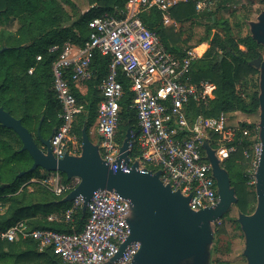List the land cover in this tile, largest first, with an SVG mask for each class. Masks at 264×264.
I'll list each match as a JSON object with an SVG mask.
<instances>
[{
	"label": "built area",
	"instance_id": "built-area-1",
	"mask_svg": "<svg viewBox=\"0 0 264 264\" xmlns=\"http://www.w3.org/2000/svg\"><path fill=\"white\" fill-rule=\"evenodd\" d=\"M219 0H127L123 8L114 7L110 12L90 19L89 35L82 46L71 42L61 48L53 46L48 53L58 52L51 64L52 90L61 107V125L53 131L50 146L53 156L62 159L65 155L80 154L73 133L75 117L84 112L69 85L88 82L93 77L92 64L99 55L108 59L107 75L98 89L101 100L97 106L94 131L97 136L100 158L115 172H127L134 162L137 170L152 173L159 171V180L189 197L188 207L198 212L214 208L218 201L217 188L212 176L210 162L203 144L213 151L220 166L241 150L250 158L249 177L254 183V174L261 153L258 126L240 129L237 119L229 124V115L240 112H221L217 116L197 113L200 107L207 108L214 99L215 83L208 80L195 81L192 65L199 60L197 50L184 48L182 54L170 52L160 36L148 29L141 15L151 10L158 11L164 27L175 22L170 10L175 6L193 3L197 14L210 12ZM41 56L36 57L40 61ZM33 68L28 70L31 74ZM129 83L133 95L131 108L136 112L138 133H130L129 154L136 147L139 156L128 164H117L119 148L116 141L119 124L120 101L124 89L118 78ZM69 77V78H68ZM243 139L251 145L243 144ZM34 182V180H31ZM36 181V180H35ZM55 196L71 191L79 182L73 178L63 183L59 173L37 180ZM61 217L49 220L70 222L73 214L82 209V199L76 198ZM87 218L79 233H58L47 229H32L19 221L3 232L0 240L17 242L32 240L38 252L46 250L66 264H132L139 250V243L127 245L114 260L121 244L129 235L127 220L130 202L119 194L107 191L95 192L86 207Z\"/></svg>",
	"mask_w": 264,
	"mask_h": 264
},
{
	"label": "trees",
	"instance_id": "trees-1",
	"mask_svg": "<svg viewBox=\"0 0 264 264\" xmlns=\"http://www.w3.org/2000/svg\"><path fill=\"white\" fill-rule=\"evenodd\" d=\"M231 1L219 0L212 11L200 14L195 12L193 3L180 4L170 10V15L177 23L191 20H205L209 23L208 35L197 50L199 57H202L192 65V75L194 78L195 67L201 64L206 70L203 80L215 83L216 91L208 107L198 108L197 113L213 117L221 112H240L246 116L238 122L240 129L254 130L257 123H253L249 117L259 109V91L255 79L258 71L250 63L261 57L262 47L251 37L234 41L231 38L223 39L213 31L216 11ZM126 2L127 0H87L89 9L80 13L71 0H0L1 20L16 22L13 31L0 30V49L6 48L0 53V108L20 120L35 142H38L36 133L39 124L41 136L47 138L62 122L59 117L61 107L52 90L51 73V64L58 52L48 53V49L53 46L61 48L67 42L82 46L89 35L88 21L104 12H110L114 7L123 8ZM141 19L148 29L158 33L167 50L182 54L184 48L181 46L180 33L175 32L172 27H164L158 11L144 13ZM221 26L228 30L226 22L221 23ZM240 45H243V49ZM217 50L224 56L218 55ZM39 55L41 60L37 62L36 57ZM30 68H33L31 74L28 73ZM92 69L93 77L88 82L72 84L68 77L76 101L84 106V112L73 121V133L79 150L82 130L85 129L89 137L95 125L97 106L101 100L98 86L107 75L108 59L96 55ZM118 80L124 89L116 135V141L121 146L127 130L136 134L139 130L136 112L131 108L133 95L128 90L129 83L122 76ZM194 80L197 81V78ZM0 129L13 135L17 143L15 148L6 141L0 142V232L19 221L26 222L32 229L68 234L81 232L87 218V213H82V210H77L68 223L48 219L52 216L61 217L71 207V202H62L70 191L62 196H55L37 182L55 173L46 172L44 175L41 169L28 172L33 161L27 152L20 151L22 144L18 136L1 126ZM243 144L251 145L246 139H243ZM129 156L132 160L138 158L136 147ZM222 167L227 171L235 190L237 210L249 215L256 204L255 191H249L246 186L252 182L248 172L250 158H245L239 150ZM22 172L24 174L18 176ZM59 175L63 183L70 182L64 174ZM35 182L39 185L31 192L23 190L25 184ZM217 233L220 234L221 231L218 230ZM0 264L66 263L50 250L38 252L36 243L32 240H0Z\"/></svg>",
	"mask_w": 264,
	"mask_h": 264
},
{
	"label": "water",
	"instance_id": "water-1",
	"mask_svg": "<svg viewBox=\"0 0 264 264\" xmlns=\"http://www.w3.org/2000/svg\"><path fill=\"white\" fill-rule=\"evenodd\" d=\"M251 32L252 39L264 48V12L259 15L258 22L251 25ZM5 49L1 48L0 53ZM250 65L260 71L257 126L261 153L254 174L256 208L249 215L239 213L237 221L245 237L243 255L247 264H264V61L258 58ZM0 126L13 131L21 141L20 151L31 157L33 163L28 172L41 169L64 174L67 180H79L62 202H72L80 197L82 213H86L87 204L97 191L114 192L130 202L129 235L114 260L127 245L138 242L140 247L132 264H207L208 247L213 238L211 224L220 220L237 202L227 171L206 143L203 148L211 165L219 201L214 208L194 212L188 207L189 197L162 184L159 171L140 172L137 170L139 164L134 162L127 172L121 169L113 172L100 158L98 144L90 141L85 129L82 130L80 154L56 159L50 146L53 132L43 138L39 132L40 124L36 133L38 142H35L20 120L0 108ZM130 133L131 130H127L119 148L117 164L129 162Z\"/></svg>",
	"mask_w": 264,
	"mask_h": 264
},
{
	"label": "rangeland",
	"instance_id": "rangeland-1",
	"mask_svg": "<svg viewBox=\"0 0 264 264\" xmlns=\"http://www.w3.org/2000/svg\"><path fill=\"white\" fill-rule=\"evenodd\" d=\"M71 1L76 5L80 13H85L89 9L87 0ZM262 12H264V0H232L226 6L216 11L214 16L216 24L213 27V31L217 32L219 37L223 39L231 38L234 39V41H240L246 37L253 38L251 25L258 22V17ZM170 17L173 22H175V25L172 26V28H174L175 32L178 31L181 35V46L183 48L191 47L198 50L205 37L208 35L207 30L209 28V23L205 20H197L198 22L191 20L183 23H177L171 15ZM223 22L227 23L228 30H225L224 27L221 26V23ZM15 28V21L9 20L8 22H5L0 18V30L13 31ZM260 46L262 47L260 59L264 61V48L262 45ZM240 48L243 49V45H240ZM216 53L218 55H222L221 51L219 50H217ZM212 61H214V59H212ZM201 66V64H198L195 67L194 79L197 78V81L203 80L205 78L204 74L206 70H204ZM257 71L258 73L255 75V79L258 85V91H260V71L258 69ZM242 117L246 116L244 114L235 116L229 115L228 122L229 124L234 125L237 122V119ZM249 118L253 123L258 124L259 112L253 116H250ZM89 139L92 143L97 142V136L94 129L91 130ZM5 141L15 148L17 147L15 137L5 132V130L0 129V142L5 143ZM42 174L45 175V173ZM38 185L39 184L37 182L30 184L28 183L25 184L23 190L28 193L34 190V188ZM246 186L249 191H255L253 182L247 183ZM231 188H233L232 185ZM255 208L256 204L253 207V210L249 213H253ZM238 215L239 211L237 210V207L235 204H232L230 209L220 220L211 224L213 238L211 244L208 247L209 258L207 264H247V260L243 255L245 248V237L241 230V226L237 221ZM218 230L221 231L220 234L217 233Z\"/></svg>",
	"mask_w": 264,
	"mask_h": 264
},
{
	"label": "crops",
	"instance_id": "crops-1",
	"mask_svg": "<svg viewBox=\"0 0 264 264\" xmlns=\"http://www.w3.org/2000/svg\"><path fill=\"white\" fill-rule=\"evenodd\" d=\"M92 129H94V127H93ZM92 129H91V130H92ZM94 144H96V143H94ZM42 171H43V170H42ZM42 173H46V172L43 171Z\"/></svg>",
	"mask_w": 264,
	"mask_h": 264
},
{
	"label": "flooded vegetation",
	"instance_id": "flooded-vegetation-1",
	"mask_svg": "<svg viewBox=\"0 0 264 264\" xmlns=\"http://www.w3.org/2000/svg\"><path fill=\"white\" fill-rule=\"evenodd\" d=\"M48 138V137H47Z\"/></svg>",
	"mask_w": 264,
	"mask_h": 264
}]
</instances>
